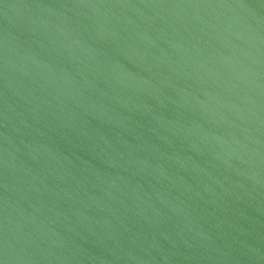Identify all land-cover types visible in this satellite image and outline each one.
Masks as SVG:
<instances>
[{
    "label": "water",
    "instance_id": "water-1",
    "mask_svg": "<svg viewBox=\"0 0 264 264\" xmlns=\"http://www.w3.org/2000/svg\"><path fill=\"white\" fill-rule=\"evenodd\" d=\"M0 264H264V0H0Z\"/></svg>",
    "mask_w": 264,
    "mask_h": 264
}]
</instances>
